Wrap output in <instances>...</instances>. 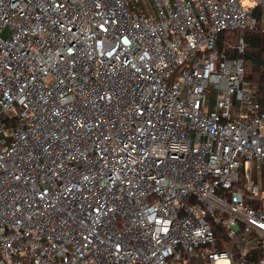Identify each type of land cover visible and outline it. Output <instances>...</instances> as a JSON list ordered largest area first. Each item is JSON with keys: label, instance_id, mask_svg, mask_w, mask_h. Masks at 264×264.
Instances as JSON below:
<instances>
[{"label": "built area", "instance_id": "1", "mask_svg": "<svg viewBox=\"0 0 264 264\" xmlns=\"http://www.w3.org/2000/svg\"><path fill=\"white\" fill-rule=\"evenodd\" d=\"M250 2L0 0V264H264Z\"/></svg>", "mask_w": 264, "mask_h": 264}, {"label": "trees", "instance_id": "2", "mask_svg": "<svg viewBox=\"0 0 264 264\" xmlns=\"http://www.w3.org/2000/svg\"><path fill=\"white\" fill-rule=\"evenodd\" d=\"M240 36L239 30L224 31L219 35L217 47L220 50H225L228 53L239 55L244 59V64L247 72H251L257 79L259 87V98L261 108L264 111V39L262 32L259 29H245L244 36L247 46L243 53L237 54L235 51L227 49L230 43H236ZM227 49V50H226ZM212 227L219 248L224 249L230 245V239L227 236L226 228L219 222L212 221ZM251 259L252 256H251Z\"/></svg>", "mask_w": 264, "mask_h": 264}, {"label": "rangeland", "instance_id": "3", "mask_svg": "<svg viewBox=\"0 0 264 264\" xmlns=\"http://www.w3.org/2000/svg\"><path fill=\"white\" fill-rule=\"evenodd\" d=\"M243 3L244 4H252L251 2H250V0H243ZM263 35V34H262ZM263 39H264V35H263ZM248 74H249V76H251L255 81L257 80L253 75H252V73L251 72H249L248 71ZM249 166H250V163H247L246 164V168L247 169H249ZM253 171L255 172V173H257V174H259V178H258V180H259V182H260V184H262V182H263V178L261 177V169L260 168H258V165H257V162L255 161L254 162V165H253Z\"/></svg>", "mask_w": 264, "mask_h": 264}, {"label": "crops", "instance_id": "4", "mask_svg": "<svg viewBox=\"0 0 264 264\" xmlns=\"http://www.w3.org/2000/svg\"><path fill=\"white\" fill-rule=\"evenodd\" d=\"M187 264H212L210 260L205 257H199L196 255L190 256Z\"/></svg>", "mask_w": 264, "mask_h": 264}, {"label": "bare ground", "instance_id": "5", "mask_svg": "<svg viewBox=\"0 0 264 264\" xmlns=\"http://www.w3.org/2000/svg\"><path fill=\"white\" fill-rule=\"evenodd\" d=\"M228 262V260L226 259H221L217 262V264H226Z\"/></svg>", "mask_w": 264, "mask_h": 264}]
</instances>
